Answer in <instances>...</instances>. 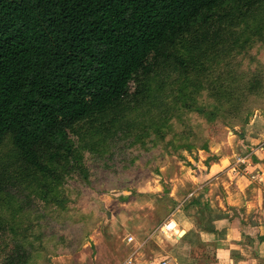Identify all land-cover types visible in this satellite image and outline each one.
<instances>
[{"label": "rangeland", "instance_id": "374dc122", "mask_svg": "<svg viewBox=\"0 0 264 264\" xmlns=\"http://www.w3.org/2000/svg\"><path fill=\"white\" fill-rule=\"evenodd\" d=\"M241 14L225 31L227 42L222 37L216 47L206 44L194 67L188 61L184 73L166 68L143 79L147 91L125 101L114 122L109 115L92 127L76 124L70 132L76 159L65 162L69 167L52 191L54 199L30 192L27 171L16 167L10 139L4 138L0 233L30 250L29 264H114L129 221L137 223L138 216L146 232L157 226L190 194L188 180L197 166L227 152L251 118H264V93L249 94L246 84L254 70L264 76V23ZM186 39L175 44L185 59ZM178 180L184 183L174 189Z\"/></svg>", "mask_w": 264, "mask_h": 264}, {"label": "trees", "instance_id": "16d2710c", "mask_svg": "<svg viewBox=\"0 0 264 264\" xmlns=\"http://www.w3.org/2000/svg\"><path fill=\"white\" fill-rule=\"evenodd\" d=\"M263 2L0 0V144L10 139L30 192L54 199L65 162L76 159L70 138L76 124L92 127L109 115L114 122L125 101L147 91L146 78L166 68L184 73L206 44L227 42L225 31L239 14L263 24ZM184 36L187 59L175 49ZM251 73L248 93H264V76ZM4 180L1 173L0 191ZM30 256L21 241L0 233V264H29Z\"/></svg>", "mask_w": 264, "mask_h": 264}, {"label": "crops", "instance_id": "0c3cea01", "mask_svg": "<svg viewBox=\"0 0 264 264\" xmlns=\"http://www.w3.org/2000/svg\"><path fill=\"white\" fill-rule=\"evenodd\" d=\"M248 125L227 152L197 166L188 180L189 196L162 223L146 232L137 216V223L122 227L114 264H157L165 258L178 264H264V118L255 116Z\"/></svg>", "mask_w": 264, "mask_h": 264}, {"label": "built area", "instance_id": "2783aa9c", "mask_svg": "<svg viewBox=\"0 0 264 264\" xmlns=\"http://www.w3.org/2000/svg\"><path fill=\"white\" fill-rule=\"evenodd\" d=\"M128 240H131V237H128ZM157 264H178L176 261L171 260V259H163L160 262H158Z\"/></svg>", "mask_w": 264, "mask_h": 264}]
</instances>
